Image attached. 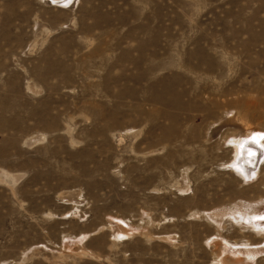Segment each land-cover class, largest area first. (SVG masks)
<instances>
[{
	"label": "rangeland",
	"instance_id": "1",
	"mask_svg": "<svg viewBox=\"0 0 264 264\" xmlns=\"http://www.w3.org/2000/svg\"><path fill=\"white\" fill-rule=\"evenodd\" d=\"M254 133L264 0H0V264H264Z\"/></svg>",
	"mask_w": 264,
	"mask_h": 264
},
{
	"label": "bare ground",
	"instance_id": "2",
	"mask_svg": "<svg viewBox=\"0 0 264 264\" xmlns=\"http://www.w3.org/2000/svg\"><path fill=\"white\" fill-rule=\"evenodd\" d=\"M254 134L256 135V133ZM259 134L256 135V136H259L258 138H254L255 135H252L251 137H248L246 139L245 138L238 139L237 142L233 143L234 145L233 149H235V153H236L235 161H237V164H233V167L236 170L242 171L243 176H249V175L251 176V175L256 174L257 165H259L258 162L261 159V154L264 148L262 140L260 141V139H262L263 136H261V133ZM251 222H253V224H256V225H258L261 222L264 223V221L260 219L259 220L258 219H252V220L248 219L247 222L245 223L249 224Z\"/></svg>",
	"mask_w": 264,
	"mask_h": 264
}]
</instances>
